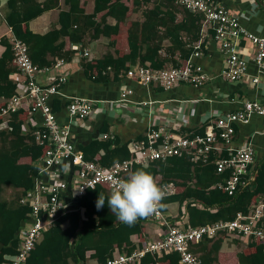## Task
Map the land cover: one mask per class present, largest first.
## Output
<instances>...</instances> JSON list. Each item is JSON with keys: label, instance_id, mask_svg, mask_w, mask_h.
I'll return each instance as SVG.
<instances>
[{"label": "trees", "instance_id": "1", "mask_svg": "<svg viewBox=\"0 0 264 264\" xmlns=\"http://www.w3.org/2000/svg\"><path fill=\"white\" fill-rule=\"evenodd\" d=\"M89 2L65 0L70 9L60 13V28L45 35L33 33L29 24L54 9L58 0H9L7 22L14 36L28 46L34 65L52 68L51 72L56 71L54 66L58 61L64 60L65 64H70L77 54L67 49L68 43L82 50L85 42L108 39L115 55L108 53L101 59L81 62L85 76L94 84L117 85L136 66L154 70L183 67L201 37L203 16L184 9H181L184 11L182 13L175 0H95L94 11L86 14ZM126 3L134 7L130 9ZM143 7V20L130 21L129 13ZM180 14L182 17L179 19ZM109 19L114 20L115 24ZM165 41H168L167 48ZM1 44L5 52L0 59V96L10 100L20 94L19 82L11 78L12 74L16 76L19 72L13 63L11 42L4 39ZM202 46H206L205 41ZM180 86L195 88L184 83ZM56 98L53 97L52 106L58 114L62 105L60 101H55ZM69 103L70 100L65 102L66 108ZM28 115L21 109L7 118H0V264L8 263L9 258L19 253L17 235L29 223L32 213L28 204H22V199L34 187L36 163L45 152V148L35 141V129H24ZM207 124L209 122L189 132L183 129L184 126L180 135H205ZM109 130L110 125L106 123L101 132L111 134ZM146 134L147 130L145 135L135 139L140 140ZM72 135L74 140L73 130ZM131 141L125 142L115 136L113 140L93 139L88 145L77 148L87 160L109 168L131 158L128 151ZM219 158L213 153L208 163H197L191 161L189 156H176L148 166L134 165L132 172L145 170L163 189L174 187V194L163 197L160 202L162 212L173 223L183 221L187 226L198 228L233 221L241 213L248 215L258 197L264 195V158L258 159L255 164L256 179L252 186L234 196H228L219 188L229 177L227 173H218L215 161ZM9 188L16 192L14 201L2 198L3 192ZM100 193H104L106 201L98 211L96 201ZM109 193L99 187L79 199L74 209L84 208V217L79 210L57 217L38 240L26 264H88L89 261L106 264L119 255H130L138 248H145V223L150 220L149 216L139 218L131 226L118 222L107 205ZM172 204L179 205L175 216L168 212ZM66 223L69 226L63 228ZM156 232L162 236L166 229L159 228ZM241 246L247 248L243 247L242 251L236 253L234 258L238 264H264V244L242 239L227 240L224 236L205 238L199 244H192L190 251L201 259L202 264H221L220 256L224 252L234 251ZM141 264H180V255L173 253L157 258L148 254Z\"/></svg>", "mask_w": 264, "mask_h": 264}, {"label": "built area", "instance_id": "2", "mask_svg": "<svg viewBox=\"0 0 264 264\" xmlns=\"http://www.w3.org/2000/svg\"><path fill=\"white\" fill-rule=\"evenodd\" d=\"M175 4L184 11L203 16L201 37L194 46L195 51L183 67L154 70L136 66L128 71L126 79L143 87H160L164 91L182 83L195 88L204 87L214 79L197 62L207 52L206 46H202L207 38L219 44L226 59V66L219 73V78L234 83L247 76L249 57H252V62L260 73L264 74V37L248 32L220 0H175ZM244 41L251 44V54L248 51L241 52ZM10 42L14 52L13 63L19 72L16 77H23L25 90L4 103L0 109V118H7L21 109L30 116L38 114L41 117V126L34 130L33 135L36 143L45 148V152L36 163L34 187L22 199V204H28L32 213L29 223L17 235L19 253L9 258L6 264H26L38 240L51 228L57 217L71 211H80L74 209L75 204L89 191L101 187L110 192L116 181L127 178L134 165L148 166L157 161L185 155L191 157L193 162L208 163L214 153L220 157L215 161L218 173H227L229 176L219 186L228 196L248 189L255 182V145L248 142L234 147L233 143L237 126L250 125L256 116L264 118V104L255 100L242 102L237 111L213 118L202 136L180 135L184 125L178 123L177 117L149 122L146 137L129 142L131 158L107 168L87 160L77 148L72 135L74 125L83 123L102 109L96 107L93 100L70 98L66 108L67 122L61 124L51 100L54 96H63L62 89L67 83V77L61 75L50 85H42L39 77L51 73L52 68L34 65L28 46L23 41L12 37ZM84 56L88 57L89 53L86 51ZM64 65V60H60L54 69L59 70ZM258 81L254 78L255 83ZM133 94L134 90L126 88L121 92L120 98L112 102L110 109L130 104L129 98ZM151 105L152 102L140 103L141 107ZM114 138L112 133L100 137L102 140ZM164 190L165 196L175 192L172 186ZM149 218L159 228H165V234L149 241L145 248H138L130 255H119L108 260L106 264H141L148 254L161 258L173 253L180 255V264H202L201 259L190 248L192 244H199L205 238L216 239L224 236L227 240L242 239L264 244V195L258 197L248 215L238 214L233 221H222L198 228L187 226L183 221L173 223L162 212L161 203Z\"/></svg>", "mask_w": 264, "mask_h": 264}, {"label": "crops", "instance_id": "3", "mask_svg": "<svg viewBox=\"0 0 264 264\" xmlns=\"http://www.w3.org/2000/svg\"><path fill=\"white\" fill-rule=\"evenodd\" d=\"M8 1L0 0V59L5 52V47L1 44V41L4 39L10 41L12 37H15L12 28L7 22V17L10 14ZM87 1L81 0L82 3ZM89 1V4L86 6V14H91L95 7V0ZM220 2L232 15L238 18L240 24L248 32L259 37H264V0H220ZM127 5L132 9L129 3ZM69 9L70 6L65 3V0H58L57 6L54 9L30 22V30L35 34L45 35L53 29H59L60 13L62 11H69ZM180 11L184 12L181 8ZM181 17L182 14H180L179 19ZM109 21L115 24L114 20L109 19ZM164 44L165 48H167L168 41H165ZM205 44L207 52L197 62L214 79L201 89L178 86L170 91H162L158 87H143L128 79L121 81L117 85L114 83H92L85 76L81 62L83 60L95 61L103 58L108 53L115 55L114 48L109 45L108 39L85 42L82 50L79 46L68 43L67 49H71L77 53L73 57L72 62L70 64L66 63L59 70L39 77V82L42 85H50L54 79L61 75L67 77V83L62 89L63 96L59 95L55 100L56 102L60 101L62 105L57 114L61 124H66L67 122V112L64 104L70 98L78 97L93 100L95 106L98 105L102 109L100 112L97 110L98 112L94 113L95 115L83 123H77L73 126L74 143L78 148L88 145L93 139H100L101 135L106 133L101 132L106 123L110 125V133L126 142L145 135L149 122L159 121L163 118L177 117L178 123L183 124L185 126L183 129L189 132V130H196L197 127L202 126L206 122L210 123L213 118L219 115L237 111L244 101L255 100L264 104V74L260 73L255 63L252 62V57H249L247 76H244L237 82L231 83L218 77L219 73L226 66V59L220 50L219 44L211 38H207ZM252 49L251 44L247 41H244L241 46V52L243 50L251 54ZM86 51L89 53L88 57L84 56ZM11 78L19 82V93H23L25 90L23 77L19 78L15 74H12ZM254 78L259 80L258 83L254 82ZM126 88L134 90L133 96L129 98L130 104L116 106L111 110L110 106L112 102L117 101L120 98L121 92ZM6 101L5 97L0 96V107ZM52 101L53 98L51 104ZM146 102H152L153 105L148 107L140 106V103ZM24 125L25 131L36 129L38 126H41V117L38 114L28 115V119ZM237 127L239 128L236 130L233 146L240 147L248 142H252L257 151V160L263 159L264 118L256 116L250 125H239ZM9 191H12V189H6L3 192V200L9 201L6 195ZM80 213L84 217L85 209L80 208ZM68 226L69 224L66 223L63 225V228H67ZM157 229H159V226L154 222L149 220L145 223L144 237L147 243L159 237L156 232ZM244 247L247 248L246 246ZM234 257H236L235 252H224L220 256V262L221 264H234L232 262V258L234 259ZM88 264L95 263L94 261H89ZM235 264H238V262L236 261Z\"/></svg>", "mask_w": 264, "mask_h": 264}, {"label": "clouds", "instance_id": "4", "mask_svg": "<svg viewBox=\"0 0 264 264\" xmlns=\"http://www.w3.org/2000/svg\"><path fill=\"white\" fill-rule=\"evenodd\" d=\"M166 195L165 190L145 170L130 172L126 179L116 181L107 197V205L118 222L134 225L139 218L154 214ZM106 197L100 193L97 210L105 205Z\"/></svg>", "mask_w": 264, "mask_h": 264}, {"label": "rangeland", "instance_id": "5", "mask_svg": "<svg viewBox=\"0 0 264 264\" xmlns=\"http://www.w3.org/2000/svg\"><path fill=\"white\" fill-rule=\"evenodd\" d=\"M129 5L131 6V8L134 7L131 3H129ZM144 10H145L144 7L140 8V10L139 9L134 10L133 12H131L132 14H130L129 20L130 21H142L143 20V11ZM122 106H125V105H122ZM96 107H98V105H96ZM6 195H7V198L9 199V201H14L16 192L13 193L12 191H9V192L6 193ZM168 212H169V215L175 216L178 213V205H174V204L170 205L169 208H168ZM243 247L244 246H241L239 248H235L234 251H231V252H235V253L240 252V251L243 250ZM232 262L235 264L236 259L232 258Z\"/></svg>", "mask_w": 264, "mask_h": 264}]
</instances>
